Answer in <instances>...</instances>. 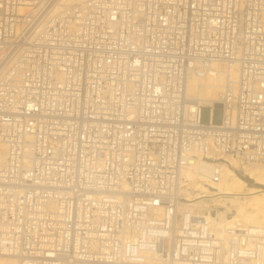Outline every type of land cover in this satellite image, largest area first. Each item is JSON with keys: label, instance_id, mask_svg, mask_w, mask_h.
I'll list each match as a JSON object with an SVG mask.
<instances>
[{"label": "built area", "instance_id": "2783aa9c", "mask_svg": "<svg viewBox=\"0 0 264 264\" xmlns=\"http://www.w3.org/2000/svg\"><path fill=\"white\" fill-rule=\"evenodd\" d=\"M56 2L0 0V255L264 264V227L225 241L178 212L210 152L264 165V0ZM214 65L228 82L204 105L188 84Z\"/></svg>", "mask_w": 264, "mask_h": 264}, {"label": "bare ground", "instance_id": "6f19581e", "mask_svg": "<svg viewBox=\"0 0 264 264\" xmlns=\"http://www.w3.org/2000/svg\"><path fill=\"white\" fill-rule=\"evenodd\" d=\"M82 1L85 0H57L53 11L57 12L62 6L71 5L72 2L75 4L74 2ZM230 78V81L237 80L236 74H231ZM227 82L228 78L224 68L214 65L204 79L190 80L188 93L192 96L197 95L202 104L212 105L219 102L222 89ZM188 110L192 111L193 107ZM209 156L216 162L199 161L186 172L185 177L188 182L183 194L188 202H182L178 212L182 214L196 211L200 214L204 213L216 235L225 241L232 233L233 235L240 234L245 228L264 227V192L259 193V189L249 187L234 172L240 169L254 183L264 186V165L244 164L238 158L217 154L213 151L209 153ZM215 166L221 170V179L217 184H210L208 175ZM246 193L252 194V200L248 198L250 200L246 203L236 202L237 196ZM181 205L189 209H184V211ZM191 207L196 209H190ZM202 210L203 213H201ZM217 210L222 211V216L218 219L212 215V212ZM0 259L6 261L7 264H18V260L14 257L0 255Z\"/></svg>", "mask_w": 264, "mask_h": 264}, {"label": "rangeland", "instance_id": "374dc122", "mask_svg": "<svg viewBox=\"0 0 264 264\" xmlns=\"http://www.w3.org/2000/svg\"><path fill=\"white\" fill-rule=\"evenodd\" d=\"M74 3H77V2H74ZM71 4H73V2ZM211 120H212V123L215 124V125H218V124L221 123V110L219 108H215L213 110L212 118H211V109L209 107H205L204 109H202V112H201V122L203 124H209ZM218 162H220V161H218ZM234 172L240 178H242L243 180L249 181V183H247V185L249 187H253V188L259 189L260 190L259 193L260 192H264V186H260V185H257L256 183H254V181L251 180L249 177H247L240 169L239 170H234ZM257 193H255V194H257ZM236 198H237V201L236 202L246 203L247 201L250 200L248 198H251V200H252V194L246 193V194H243V195H239ZM181 208L183 210L184 209H186V210L189 209L188 207H184V205H181ZM190 209H196V208L191 207ZM203 212L204 211L202 210L201 213H203ZM196 213H200V212L199 211L198 212L196 211ZM212 215L215 216L218 219L220 216H222V211L221 210H217L216 212H212ZM0 264H7V262L6 261H3V259H0Z\"/></svg>", "mask_w": 264, "mask_h": 264}, {"label": "trees", "instance_id": "16d2710c", "mask_svg": "<svg viewBox=\"0 0 264 264\" xmlns=\"http://www.w3.org/2000/svg\"><path fill=\"white\" fill-rule=\"evenodd\" d=\"M246 183H249V181H247V180H244Z\"/></svg>", "mask_w": 264, "mask_h": 264}]
</instances>
